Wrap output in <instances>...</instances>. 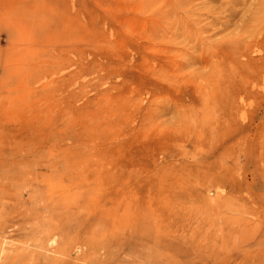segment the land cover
Here are the masks:
<instances>
[{
  "label": "rangeland",
  "instance_id": "1",
  "mask_svg": "<svg viewBox=\"0 0 264 264\" xmlns=\"http://www.w3.org/2000/svg\"><path fill=\"white\" fill-rule=\"evenodd\" d=\"M256 2L0 0V264H264Z\"/></svg>",
  "mask_w": 264,
  "mask_h": 264
},
{
  "label": "bare ground",
  "instance_id": "2",
  "mask_svg": "<svg viewBox=\"0 0 264 264\" xmlns=\"http://www.w3.org/2000/svg\"><path fill=\"white\" fill-rule=\"evenodd\" d=\"M256 15L254 17V19L251 21V24L248 26L249 29H253V32L250 33V37H253L254 38L258 35L259 37H262L264 38V30H261V28L264 27V0H257L256 2ZM47 38V37H46ZM243 43H245L244 41H240V44L239 46L240 47H244V48H248V45L249 44H244L243 46ZM245 52H247V50H244ZM243 52V51H242ZM244 54V52H243ZM246 89V88H245ZM15 142L17 143V141L15 140ZM20 142V141H18ZM17 145H19V143H17ZM5 148V146H4ZM4 148L2 149L3 151ZM13 155V152L12 151H8L5 155V169H4V173H2V175L0 176V178L2 180H6V181H10L8 179V177L12 176L13 174H15L16 172L20 173V170H22V167L17 164L16 161L12 160L11 157ZM5 184L4 182H0V198H2L3 196H5L6 193H9V189H6L5 187ZM16 209H17V202H16V205H15ZM20 210V212H18V214L16 216H12L11 217V221H13V219L15 220L14 223H16L17 225L19 226H23L22 225V216L24 215V212L22 211L21 208H18ZM59 249V247H58Z\"/></svg>",
  "mask_w": 264,
  "mask_h": 264
}]
</instances>
